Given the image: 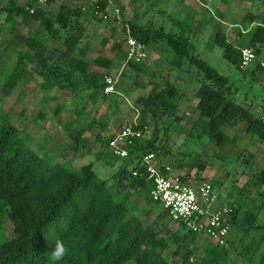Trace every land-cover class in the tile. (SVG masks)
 Instances as JSON below:
<instances>
[{"label": "rangeland", "instance_id": "1", "mask_svg": "<svg viewBox=\"0 0 264 264\" xmlns=\"http://www.w3.org/2000/svg\"><path fill=\"white\" fill-rule=\"evenodd\" d=\"M11 1L0 0V123L5 117L32 149L54 163L74 171L93 163L97 177L112 185L115 198L129 191V212L140 218L144 226L151 225L160 235L171 237L165 250L169 258L180 262L186 249H191V258L199 264L207 256L217 259L214 264H264V184L257 181L264 170V139L247 129L246 121L240 119L225 127L220 143L205 135L206 118L195 107V90L200 84L195 64L187 57L177 62L174 50L163 38L145 46L147 59L141 69L124 65V40L130 27L112 11L114 4L121 10V0L109 1L106 17L92 13L91 0H53L40 5L50 28L58 30L55 37L40 17L21 21L22 14H9L5 8ZM13 1L29 12L39 5L35 0ZM130 1L141 6L140 10L137 6L138 13L147 7L148 18L142 20L143 25L162 27L165 32L186 38L190 55L226 76L230 98L247 103L242 105L249 108L252 118L264 115V70L251 75L250 68L238 69L224 58L222 49L212 39L216 29H221L234 44L245 40L243 17L251 12L256 16L255 22H260L264 18V0ZM81 7L86 10L73 14ZM60 12L67 16L65 24L57 21ZM67 35L77 37V55L63 56ZM29 37L42 44V57L34 55L26 44ZM18 55H27L28 72L9 94H4L2 85ZM97 55L109 58L111 66L105 70L94 66ZM78 57L88 63L86 77L71 70L72 59ZM104 73L116 77L115 92L109 96H103L97 88ZM89 78L91 87L86 86ZM47 79L50 85L42 88ZM167 82L178 91L171 115L145 101ZM91 90L93 95H89ZM127 123L144 124L145 137L153 141L160 160L170 165L172 173L189 183L210 181L217 202L236 209L226 245L218 246L211 239L188 233L184 226L170 220L161 205L129 186V177L115 186L119 164L101 141L110 131ZM77 131L80 135L75 141ZM1 232L4 238L13 235L10 221ZM172 235L178 240L174 241ZM217 251H221L219 255Z\"/></svg>", "mask_w": 264, "mask_h": 264}, {"label": "trees", "instance_id": "2", "mask_svg": "<svg viewBox=\"0 0 264 264\" xmlns=\"http://www.w3.org/2000/svg\"><path fill=\"white\" fill-rule=\"evenodd\" d=\"M52 1L47 0L46 4ZM13 2L12 0L5 8L9 14H22L21 21L40 17L46 28L51 29V23L44 16V9L40 5L29 12L28 9L16 6ZM98 3L100 9L104 10L109 1L99 0ZM81 12L83 11L79 8L73 14L79 15ZM66 17L60 12L57 21L65 24ZM255 17L251 12L244 15L246 39L236 44L230 42L221 29H216L212 35L214 44L222 49L224 58L238 69L250 68L251 75L258 70H264V67L257 61L241 68L240 49L249 46L254 49L259 59H263L264 18L260 22H255ZM50 31L54 37L58 34L56 28ZM129 33L145 46L164 38L174 50L177 62L187 57L195 64L197 73L200 74L198 76L200 84L195 90L197 98L195 107L200 116L206 118L203 130L208 138L220 143L225 127L240 119L246 121L247 129L253 130L259 138L264 139L262 121L264 115L252 118L248 107L230 98L231 87L228 78L218 73L204 60L190 55L186 38L170 31L165 32L162 27L154 29L151 26L137 24H130ZM77 41L74 35L64 37L66 48L62 52L63 56L77 55ZM25 42L34 50V55L42 57V44L39 41L29 37ZM16 43L12 45L13 48L16 47ZM23 56L18 55L2 85L4 94H9L22 80L24 73L28 72V63L25 62L27 55ZM72 60H74L72 72L86 77L87 61L79 57ZM92 64L105 70L111 66L112 61L103 55H97ZM125 65L141 69L144 62L127 61ZM66 73L71 75V72ZM103 77L100 78L97 88L106 96L103 93ZM90 78L87 87L92 86ZM49 83L47 79L42 82L41 87L46 88ZM167 83V86L160 88L156 93L148 95L145 101L166 115H171L177 105L178 91L173 83ZM93 94L92 91L89 95ZM137 128L142 130L144 138L133 147L131 153L138 154L139 150L143 149L158 154L153 141L145 137L144 124H138ZM80 131H77L75 136L72 134L75 141ZM106 140L104 138L101 141L103 146ZM111 158L119 164L116 171L118 181L115 186L122 185L123 179L129 177L131 180L129 186H133L151 199L150 182L146 181L142 173L136 177L132 175V169L137 166L133 161L135 158L120 160L113 155ZM128 164L131 165L130 168L127 167ZM257 181L258 184H264V170ZM111 186L107 179L97 177L93 163L84 164L79 171H74L52 162L44 155H39L22 137L20 130L4 117L0 123V264H51L48 254L57 238L62 239L69 250L59 264H199L191 258V249H186L180 262L169 258L165 250L170 245L171 237L160 235L151 225L144 226L140 218L129 212L127 200L131 193L126 191L122 197L115 198ZM236 214L233 207L232 222ZM7 221L12 224L13 235L10 238H4L1 232ZM187 232L196 235L190 230ZM172 237L174 241L178 240V236ZM220 252L217 251L216 255ZM262 258L264 260V254ZM203 261L202 264L215 262L209 256Z\"/></svg>", "mask_w": 264, "mask_h": 264}, {"label": "built area", "instance_id": "3", "mask_svg": "<svg viewBox=\"0 0 264 264\" xmlns=\"http://www.w3.org/2000/svg\"><path fill=\"white\" fill-rule=\"evenodd\" d=\"M39 5L47 0H35ZM92 13L106 17L108 6L100 9L99 0H93ZM110 1V0H108ZM82 11L86 7H81ZM33 9L30 8V12ZM124 65L127 61L142 63L147 59L145 45L134 38L129 32L124 40ZM264 67V60L259 59L253 48L249 46L240 49V67L245 68L254 62ZM103 93L110 95L115 92L116 77L106 73L103 77ZM264 122V119H262ZM137 123H127L112 130L105 146L111 155L120 160L135 158L136 168L132 175L140 173L150 182L151 199L161 205L163 211L171 221L184 225L187 230L211 239L216 245L224 246L232 225L233 207L218 203L213 193L210 181L189 183L172 173L170 165L160 160L158 154L152 150L140 149L139 153H131L133 147L144 138L143 132L137 128Z\"/></svg>", "mask_w": 264, "mask_h": 264}, {"label": "crops", "instance_id": "4", "mask_svg": "<svg viewBox=\"0 0 264 264\" xmlns=\"http://www.w3.org/2000/svg\"><path fill=\"white\" fill-rule=\"evenodd\" d=\"M140 3L139 4H141V2L143 1V0H138ZM146 1V0H145ZM94 1L93 0H91V5H92V3H93ZM121 3V5H120V7H121V10H120V8L116 5V4H114V5H112V7H113V12L115 13V16H116V18L117 17H121L120 18V22H123V24L127 27H130V24H137V25H143L142 23V20L143 21H145V19H147L148 18V13L146 14V12H147V7L146 6H148V4H146V9L144 10V8H143V10L142 11H139L140 13H138V11L136 10L137 9V6H134V4H133V1H130V0H121L120 1ZM136 4V3H135ZM90 5V6H91ZM183 7H184V5H183ZM138 9L140 10L141 9V6H138ZM84 12V11H83ZM140 17H143V19H141ZM140 21V22H139ZM192 22H193V19H192ZM141 23V24H140ZM173 23H176V21L174 20L173 21ZM179 24V23H178ZM145 26V25H144ZM213 35V34H212ZM147 47H148V45H147ZM111 95V94H110ZM109 96V95H108ZM245 102H243V103H241V104H244ZM245 104H247V103H245ZM248 105V104H247ZM174 174V173H173ZM175 175V174H174ZM180 177V176H179Z\"/></svg>", "mask_w": 264, "mask_h": 264}, {"label": "clouds", "instance_id": "5", "mask_svg": "<svg viewBox=\"0 0 264 264\" xmlns=\"http://www.w3.org/2000/svg\"><path fill=\"white\" fill-rule=\"evenodd\" d=\"M68 248L66 247L62 239L57 238L53 244L50 253L48 254V260L51 264H59L60 261L68 254Z\"/></svg>", "mask_w": 264, "mask_h": 264}]
</instances>
